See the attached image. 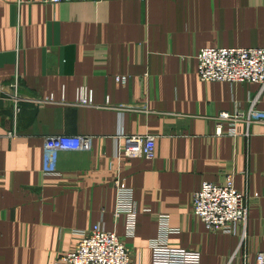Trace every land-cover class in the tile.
I'll return each mask as SVG.
<instances>
[{
	"label": "crops",
	"instance_id": "obj_1",
	"mask_svg": "<svg viewBox=\"0 0 264 264\" xmlns=\"http://www.w3.org/2000/svg\"><path fill=\"white\" fill-rule=\"evenodd\" d=\"M204 48H264V0H0V264H57L97 224L135 264H152L160 215L178 231L168 243L200 252L202 264H257L264 123L249 117L264 113V90L202 82ZM79 88L88 106L77 105ZM10 94L23 99L20 114ZM222 114L245 116L237 135ZM59 136L91 137L93 148L60 152L57 173L46 174L45 144ZM135 136L156 138L155 159L117 156ZM228 175L249 198L234 235L208 231L192 213L202 185ZM116 180L150 210L133 239L114 221Z\"/></svg>",
	"mask_w": 264,
	"mask_h": 264
},
{
	"label": "built area",
	"instance_id": "obj_2",
	"mask_svg": "<svg viewBox=\"0 0 264 264\" xmlns=\"http://www.w3.org/2000/svg\"><path fill=\"white\" fill-rule=\"evenodd\" d=\"M69 0H41L45 5H59ZM198 77L204 83L224 82L230 84H258L264 90V48H206L197 55ZM118 83L126 84L128 78H116ZM3 90V88L1 89ZM15 104V113L20 114L19 95H11ZM77 105L88 106L91 100L90 92L79 88L76 94ZM48 102H54L51 96ZM250 121L264 123V113L253 112ZM222 122H234L229 130L230 135H237L235 123L245 120V116H229L222 114ZM219 135L223 134L220 125ZM14 133L8 136L14 137ZM93 148V138L87 136H59L48 140L45 144L44 172L54 175L57 173V159L63 151L90 152ZM117 156L124 155L129 159L156 158V138L128 137L124 145L116 150ZM117 200L114 221L123 220L125 237L133 239L137 232V221L141 210L134 199V193L119 180L115 182ZM249 198L235 187L233 175H228L221 184L205 182L201 189L194 194L192 213L213 233L226 235L236 234L237 228L247 223ZM159 235L149 244L152 252V264H202V254L198 251L172 247L168 236L178 231L170 226V218L166 215L158 217ZM81 241L77 247L68 253L61 254L57 264H135L132 255L124 241L114 232H108L100 224L87 232H81ZM257 264H264V252L256 257Z\"/></svg>",
	"mask_w": 264,
	"mask_h": 264
},
{
	"label": "rangeland",
	"instance_id": "obj_3",
	"mask_svg": "<svg viewBox=\"0 0 264 264\" xmlns=\"http://www.w3.org/2000/svg\"><path fill=\"white\" fill-rule=\"evenodd\" d=\"M204 49H206V48H204ZM203 50V49H202ZM201 51V50H200Z\"/></svg>",
	"mask_w": 264,
	"mask_h": 264
}]
</instances>
